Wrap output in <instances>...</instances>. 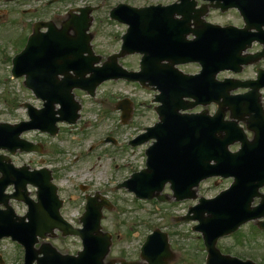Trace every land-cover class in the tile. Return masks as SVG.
<instances>
[{"label": "water", "instance_id": "95a60500", "mask_svg": "<svg viewBox=\"0 0 264 264\" xmlns=\"http://www.w3.org/2000/svg\"><path fill=\"white\" fill-rule=\"evenodd\" d=\"M229 6L245 9L249 17L245 27L211 25L207 35L193 40L182 37L179 47L172 48L181 54V58L173 59L171 56L170 67L160 64V57L153 58L156 52L174 53L165 45L161 47L165 38L160 36L159 43L154 44L152 38H156V34L148 38L139 26L136 28L137 23L145 21L143 16L150 8H127V14L132 16L127 21H132L135 26L124 36L125 51L110 56L102 66L96 65L100 57L94 54L92 34L88 33L91 7L83 8L81 16H71L60 28L51 26L43 35L36 32L15 58L13 71L15 75H26V85L44 100V107L36 109L27 104L31 121L0 123V148L12 153L18 149L40 150V144L21 138V133L36 127L55 134L58 121L75 122L81 105L75 99L74 88L93 94L103 81L120 77L156 86L161 91L157 96L162 103L157 107L160 122L148 128V132L134 142L157 139L148 149L149 167L134 175L135 186L130 181L124 185L140 196L151 198L155 195L161 197L159 192L166 182H171L177 199H184L196 196L194 187L204 178L234 176L231 187L217 197H202L200 203L191 209L194 212L192 218L199 219L196 228L204 234L209 251L208 264H256L223 255L216 247L219 237L235 231L250 219L264 216V193L259 192L264 185V109L259 92L264 86V70H260L258 79L254 81L216 78L221 70H241L242 65L264 56V49L254 54H243L254 41L264 44V0H232ZM172 7H165L171 15L184 12ZM252 28L258 32H251ZM71 30H74V35ZM134 51L145 52L142 69L137 73L126 71L118 63L120 56ZM189 61H199L203 65L202 71L192 75L174 67L176 63ZM60 75L63 78H59ZM246 86L252 89L244 94H231L233 89ZM186 97L194 101L187 102L184 100ZM213 101L218 103L214 115L207 110L197 114L180 112ZM119 106L123 110V119L127 120L130 116L128 104ZM227 108L231 110V117L238 121L225 119ZM240 120L254 132L252 139H248L239 126ZM235 141H241L242 148L231 152L228 147ZM0 172V204L5 206V209L0 208V238L11 235L25 246V264H33L35 260L37 264H114V261H104L111 245V235L101 231L104 202L91 197L81 218L83 228H75L60 213L62 202L49 169L30 170L27 165L15 167L9 156L0 154ZM11 184L15 185V191L5 193ZM28 184L38 187V201L31 199ZM256 196L262 197L261 203L252 207ZM11 198L25 201L29 205L28 213L17 215L10 204ZM259 225L264 228V222ZM55 229H60L65 235H80L84 250L74 256L60 253L50 243L35 247L39 238L53 236ZM142 257L148 260L147 264H168L173 253L167 234L158 230L150 235Z\"/></svg>", "mask_w": 264, "mask_h": 264}, {"label": "rangeland", "instance_id": "374dc122", "mask_svg": "<svg viewBox=\"0 0 264 264\" xmlns=\"http://www.w3.org/2000/svg\"><path fill=\"white\" fill-rule=\"evenodd\" d=\"M158 1L172 0H61L51 6L46 5L44 0L31 3H7L0 0V8L4 9L3 17H11V20L20 17H50L51 14L58 12L64 20L67 17L65 11L68 5L79 7L100 4V8L92 12L93 22L90 31L91 47L95 55L100 57L98 65H101L110 54L118 51V35L123 30L108 17L110 8L118 2L142 6ZM30 6L34 8L33 12L24 16L19 13L20 7ZM211 17L222 23L236 21L233 14L218 16L217 13H212ZM18 32L11 28L10 24L0 27V122L11 124L29 119L23 103L28 102L37 108L43 106V101L24 85V77L16 79L11 74L12 59L22 49ZM260 49V45L254 44L249 51L255 52ZM139 57L137 54L124 56L119 59V63L127 69L138 70ZM257 66L264 68V57L256 65L244 67L239 77H254ZM179 67L187 73H195L200 69L195 63ZM225 76H228L227 72L220 73L218 77L222 79ZM156 92L142 87L137 82L110 79L97 87L94 97L86 91L75 89L76 100L81 105L78 110L80 117L75 124L59 122L56 136L38 130L22 133L23 138L40 143L43 147L42 153L17 151L10 154L7 150H0V153L9 154L17 166L27 163L31 168L47 166L51 169L54 181L59 186V196L64 200L61 213L74 226H81L79 218L84 212L86 194L99 193L112 202V207L105 206L102 209V229L112 235L110 250L105 257L106 262L113 260L114 264H121L122 259L142 261L140 258L142 243L149 233L159 228L168 234L174 253L169 264H204L206 251L204 252L202 234L193 231L197 221H183L181 217L187 213L188 206L198 203L200 196L212 198L228 188L232 182L231 178H207L195 187L196 199L183 201H177L172 197L169 184L162 191L170 199L167 202L136 199L127 188H117L118 183L145 167L147 158L145 152L153 140L137 146L130 145V141L147 126H152L158 121V113L155 110L157 103L154 102ZM261 96L264 106V89ZM123 99L129 100L131 106L126 124L121 122V110L116 108L118 101ZM203 108L213 113L216 105L197 106L192 111H200ZM108 135L115 137L117 143L104 141ZM248 135L252 137L250 132ZM238 147L239 143H235L230 148L236 150ZM82 185L87 187L86 191H82ZM29 189L31 196L35 197V188L29 186ZM12 190L13 187L8 189ZM258 202L259 199H256L254 204ZM11 204L17 214L26 213L25 203L12 200ZM255 222L245 223L230 236L221 237L217 242L218 248L225 254L240 258L252 257L255 261L264 263V231L260 230ZM0 242L3 264H23L22 245L9 237ZM43 242L52 243L62 253L76 255L82 249L79 237L64 236L59 230L55 231L53 237L40 238L36 246L39 247Z\"/></svg>", "mask_w": 264, "mask_h": 264}, {"label": "flooded vegetation", "instance_id": "af4514ba", "mask_svg": "<svg viewBox=\"0 0 264 264\" xmlns=\"http://www.w3.org/2000/svg\"><path fill=\"white\" fill-rule=\"evenodd\" d=\"M2 1H5V0H2ZM60 1L61 0H56V1L55 0H47L46 5L51 6V5L55 4L56 2H60ZM172 1H174V0H172ZM172 1L163 2V4H169ZM195 1H196L195 9L199 10L200 12L204 11V13H205L204 16H203L205 21L212 22V23L213 22L221 23L223 25L235 24L237 26H243V24H244V21H243L242 17L240 16L239 11L237 9H235V8H231L229 10L223 11V10H221L219 8H212L211 6H208L210 4V2H208V1H204V0H195ZM29 2L31 3L32 1H29ZM19 3H26V2L20 1ZM79 7H81V6H79ZM79 7H72L71 5H68L65 13H67L71 8H74L75 12L78 13L77 9ZM23 10H24V13H26L27 11H29L31 13V12H33L34 8L32 6H30L29 8H23ZM212 13H217L218 16H224V15H227V14H233V16L235 17L236 21H229L227 23H222L219 20H215L214 17H211ZM3 15H4V9L0 8V27H5L7 25L6 24V20L9 21V24L11 25V28L16 29L17 32L19 31L18 35H19V37L21 38V41H22V48L26 44L27 37L33 31L34 25H35V23L37 21H40V20L54 21L56 24H61L62 21H63V19L60 16L59 12L56 13V14L53 13L54 16L51 14L50 17H46V16L35 17V18H23V17H20L18 19H13V20H11V17L4 18ZM59 16H60V18L58 19ZM196 16H197V14H195V12H194L193 13V18L190 19V24L189 25L191 27H193V28H197L196 27L197 25L195 23V20L197 19ZM174 18L178 22V20L181 19V15L177 14L176 16H174ZM177 22L174 23L175 26L177 25ZM19 23H23V25H24V28H22V30H20L22 26L19 29H17V24L19 25ZM200 26H202V25H200ZM187 36L191 38V37H193V34L191 33V34H188ZM118 39H119V45H120L121 37L119 36ZM168 63L169 62H163V64H168ZM229 74H230V76H233L232 73H229ZM243 79H251V77H244ZM243 91H245V90H241L240 92H243Z\"/></svg>", "mask_w": 264, "mask_h": 264}, {"label": "bare ground", "instance_id": "6f19581e", "mask_svg": "<svg viewBox=\"0 0 264 264\" xmlns=\"http://www.w3.org/2000/svg\"><path fill=\"white\" fill-rule=\"evenodd\" d=\"M183 10V9H180ZM179 41V40H178ZM178 41L174 42V45L176 46V44L178 43ZM171 50H173L172 48H170ZM99 201V200H98Z\"/></svg>", "mask_w": 264, "mask_h": 264}]
</instances>
